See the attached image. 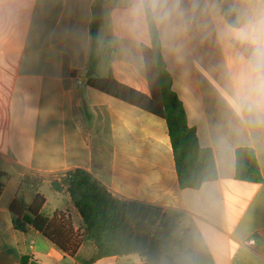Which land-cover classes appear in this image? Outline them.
I'll use <instances>...</instances> for the list:
<instances>
[{"label":"crops","instance_id":"1","mask_svg":"<svg viewBox=\"0 0 264 264\" xmlns=\"http://www.w3.org/2000/svg\"><path fill=\"white\" fill-rule=\"evenodd\" d=\"M0 7V172L8 175L0 197V264H23L24 257L37 264H82L96 254L88 243L71 258L31 226L21 231L13 223L10 205L22 177L33 173L44 177L43 212H65L83 230L67 189L52 187L75 170L90 173L122 200L186 215L212 264L219 245L229 247L228 263L244 248L264 264V123L230 105L228 63L236 49L199 38L162 47L188 125L200 146L212 149L218 171L216 181L183 189L166 121L87 83L91 29L101 16L94 77H112L150 95L144 58H126L101 43L111 0H5ZM241 147L255 151L260 183L236 179Z\"/></svg>","mask_w":264,"mask_h":264},{"label":"trees","instance_id":"2","mask_svg":"<svg viewBox=\"0 0 264 264\" xmlns=\"http://www.w3.org/2000/svg\"><path fill=\"white\" fill-rule=\"evenodd\" d=\"M101 19L98 16L91 29L88 85L166 121L181 188L199 189L204 183L216 181L218 171L214 153L211 148L200 146L196 129L188 125L183 103L172 88L173 79L161 46L148 49L143 57L149 96L112 77H94ZM235 155L236 179L260 183L263 179L255 151L241 147ZM7 179L8 175L0 172V197ZM43 182L44 177L39 174L28 173L22 177L10 205L14 226L21 231L31 226L71 258L83 245L93 244L96 254L82 264L131 255L141 259L137 264H149L151 257L166 247L177 224L176 216L169 218L157 207L122 200L90 173L75 170L53 181L52 187L58 192L64 189L69 192L83 220V230H76L69 214L57 211L46 215L43 212L46 204L41 192ZM22 263L37 264L28 257H24Z\"/></svg>","mask_w":264,"mask_h":264},{"label":"clouds","instance_id":"3","mask_svg":"<svg viewBox=\"0 0 264 264\" xmlns=\"http://www.w3.org/2000/svg\"><path fill=\"white\" fill-rule=\"evenodd\" d=\"M196 38L236 49L228 63L230 105L264 123V0H111L101 43L142 60L150 48Z\"/></svg>","mask_w":264,"mask_h":264},{"label":"rangeland","instance_id":"4","mask_svg":"<svg viewBox=\"0 0 264 264\" xmlns=\"http://www.w3.org/2000/svg\"><path fill=\"white\" fill-rule=\"evenodd\" d=\"M173 216L177 217V224L174 232L171 238L167 240L166 247L161 249L155 256H152L149 264H212L210 259L207 258V253L201 241L195 237L194 228L191 222L187 220V216L171 215L168 217L170 218ZM238 251L234 252V261L228 263L229 247L227 245H219L216 263L259 264L258 260L249 256L251 254L246 249L243 248L239 252ZM92 258L93 257H91V259ZM91 259L84 262L90 261ZM140 260L141 259L137 255H132L130 259L120 264H137Z\"/></svg>","mask_w":264,"mask_h":264},{"label":"water","instance_id":"5","mask_svg":"<svg viewBox=\"0 0 264 264\" xmlns=\"http://www.w3.org/2000/svg\"><path fill=\"white\" fill-rule=\"evenodd\" d=\"M102 12H103V9H102V8H99V9H98V13H99V14H102ZM229 18H233V17L230 16Z\"/></svg>","mask_w":264,"mask_h":264}]
</instances>
